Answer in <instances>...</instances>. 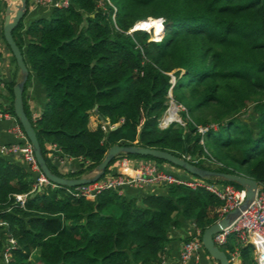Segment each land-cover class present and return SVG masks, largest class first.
Instances as JSON below:
<instances>
[{
    "label": "trees",
    "instance_id": "trees-1",
    "mask_svg": "<svg viewBox=\"0 0 264 264\" xmlns=\"http://www.w3.org/2000/svg\"><path fill=\"white\" fill-rule=\"evenodd\" d=\"M24 15L11 30L28 71L23 89L33 75L44 102L32 117L22 95L23 109L52 172L78 176L110 144L136 143L202 156L213 164L195 163L200 167L264 184V0H68L26 24ZM142 21H159L147 30L160 37L130 29ZM14 81L5 83L10 99L2 106L13 115ZM169 98L183 106V123L159 127ZM247 103L251 122L237 115ZM166 114L164 121L171 110ZM100 120L116 125L103 130ZM212 122L214 128L196 131V124ZM46 142L80 158L79 167L61 174L45 155ZM119 154L190 174L151 155ZM9 157L0 154V249L5 234L16 240L7 264H160L171 227L189 221L202 231L221 203L205 188L181 183L103 189L92 199L68 193L66 185L29 190L35 172ZM16 192H26L23 206L14 204ZM235 245L239 264H255L251 244L233 233L218 245L229 264ZM202 255L209 256L204 248Z\"/></svg>",
    "mask_w": 264,
    "mask_h": 264
},
{
    "label": "built area",
    "instance_id": "built-area-1",
    "mask_svg": "<svg viewBox=\"0 0 264 264\" xmlns=\"http://www.w3.org/2000/svg\"><path fill=\"white\" fill-rule=\"evenodd\" d=\"M34 4L48 6H65L68 0H33ZM161 22V17H158ZM136 22V21H135ZM133 23L130 29H136ZM142 29V28H140ZM159 36H153L151 39H158ZM173 75L170 73V81L173 82ZM4 86V80L0 78V88ZM170 96V93H168ZM172 99L169 98L168 102ZM173 101V100H172ZM174 102V101H173ZM176 103V102H175ZM183 108L182 105L176 103ZM167 113V110H166ZM164 113L158 120V126L164 127L169 122L175 120L174 112L171 111V116L168 119L164 118L167 114ZM0 117L10 120L8 126L9 131L16 138L13 141L0 143V154L15 157L23 161L27 167L35 172L34 180L31 188L40 189L43 186L54 187L57 183L49 180L38 166L33 154L32 146L27 140L20 124L17 122L15 115L5 109H0ZM176 121L181 122L176 119ZM116 122L108 123L100 120L99 126L101 129L112 128ZM208 127H215V124L207 125L196 124V131L201 134ZM202 142V139H199ZM45 155L51 162L60 163L64 160L63 153L54 142H46L44 145ZM184 159L192 163H199L202 156H190L189 154L181 155ZM107 170L95 180L79 183L73 186H67L66 190L72 195H82L88 199H92L95 194L103 189H113L118 193H122L127 187H152L167 183H181L191 188L201 186L213 193L221 200L217 207V218H220L230 209L238 206L244 199L245 189L243 186L235 187L228 182H218L189 174L188 176H177L172 172L160 166L154 159H144L129 157L125 154H119L107 167ZM26 197V192L13 193V202L19 206H23ZM215 219V220H216ZM185 234L189 235L186 240L181 241L175 264H199L203 254V246L201 244V230L194 225L193 222L188 223ZM233 233L238 243H250L252 248V256L255 264H264V184L256 183L255 192L251 200L239 210L238 214L225 226L212 234V240L216 245L224 244L226 237ZM5 242L0 249V264H7L11 258V249L16 246L14 237L5 234ZM238 248L235 245L230 251L232 264H237ZM163 257L161 260L162 264Z\"/></svg>",
    "mask_w": 264,
    "mask_h": 264
},
{
    "label": "water",
    "instance_id": "water-1",
    "mask_svg": "<svg viewBox=\"0 0 264 264\" xmlns=\"http://www.w3.org/2000/svg\"><path fill=\"white\" fill-rule=\"evenodd\" d=\"M26 7V0H17L15 3V8L13 9L9 3L5 6L4 15L2 20V36L8 45L10 52L14 58L15 64L19 70V79L12 84V111L15 117L18 119V122L27 138L30 142L35 156L36 162L40 167V170L43 174L51 181L57 183L58 185H67L73 186L79 183L88 182L98 178L104 171L110 159L119 154V153H136L143 155H151L156 158H161L167 160L168 162L182 167L186 172L197 175L200 177H219L229 181H235L245 189V196L240 204L226 213H224L220 218L214 220L208 225L204 226L200 240L203 248L207 251L208 255L213 258L218 264H229V259L225 255L224 251L219 248L212 240V234L218 231L221 227L227 225L239 212L240 209L245 207L249 200L252 199L255 187L256 180L252 177L245 176L239 173H230L217 171L210 168L200 167L187 159H184L182 156L175 155L165 149L139 145L136 143L130 144H121V143H112L110 144L105 152L103 157L97 162L93 169L92 174L80 175L74 177H67L63 175L56 174L52 172L40 152L39 143L36 137L35 130L26 116L23 109L22 102V89L23 83L27 76V67L23 60L22 53L19 49V46L15 42L11 30L16 25L18 20L23 16ZM158 18V17H156ZM95 105H93V108Z\"/></svg>",
    "mask_w": 264,
    "mask_h": 264
},
{
    "label": "crops",
    "instance_id": "crops-1",
    "mask_svg": "<svg viewBox=\"0 0 264 264\" xmlns=\"http://www.w3.org/2000/svg\"><path fill=\"white\" fill-rule=\"evenodd\" d=\"M7 3H9V0H0V77L4 80V86L0 88V109H2V106L8 104L10 99V94L5 86V83L12 81V79L15 81L19 79L18 67L15 72H12L10 63L12 61V54L2 36V20L4 15V9ZM26 6L27 8L23 17L24 24H26L29 19L35 18L42 14H46L50 8V6L48 5L44 6L34 4L33 0H27ZM22 95L30 112V115L32 117L38 116L41 110V106L44 102V93L42 86L36 81L33 75L27 80ZM9 124L10 120L0 117V143L13 141L16 139L8 129ZM9 158L21 164L22 166L25 165L23 161H20V159H17L15 157ZM80 162L81 159L78 157H64V160L60 163H51L61 174H64L66 172L76 170L79 167ZM92 173L93 169H90L84 173L79 174L78 176ZM146 188L147 187H145L144 190H146ZM154 188H156V186L149 187L148 189L152 191L154 190ZM188 223L189 221H185L179 227H171L169 231V236L171 237V240L165 246L166 251L163 253L162 264H175L178 249L182 241L180 237L187 232L186 228L188 227ZM236 262L237 264H239V259L236 260ZM199 264H216V261L209 256L202 255Z\"/></svg>",
    "mask_w": 264,
    "mask_h": 264
},
{
    "label": "rangeland",
    "instance_id": "rangeland-1",
    "mask_svg": "<svg viewBox=\"0 0 264 264\" xmlns=\"http://www.w3.org/2000/svg\"><path fill=\"white\" fill-rule=\"evenodd\" d=\"M143 22V21H142ZM157 22H159V21H157ZM147 32H148V35H149V37L151 36V37H153V36H159L158 34L159 33H153L152 31H149V30H146ZM160 35H161V32H160ZM11 69H12V72L14 71H16L17 70V66H16V64H15V61L14 60H12L11 62ZM251 106H252V104L251 103H247L245 106H244V108H242V110H240L238 113H237V115L240 117V118H242L243 120H245V121H247V122H251V117H250V113H252V109H251ZM171 111H173L174 112V114H173V116H174V119L176 120H179V121H181L180 123H183V120H181V114H180V110H181V107L179 106V105H177L175 102H173L172 100L171 101H169L168 102V105H167V107H166V109H165V111H164V113H166V110H167V112H169L170 110ZM163 113V114H164ZM162 114V115H163ZM161 115V116H162ZM213 123V122H212ZM214 124V123H213ZM118 155V154H117ZM202 158H204V157H202ZM199 162H201L202 164H207V165H211L212 166V162H210V161H208V160H205V159H199ZM163 168H166V170H168V171H171V172H181V169L179 168V167H176V166H171V165H169V164H165V167H163ZM159 186V185H158ZM35 253L34 252H31L30 253V256H29V258H30V261H32V262H35L36 261V259H35ZM217 264V263H216Z\"/></svg>",
    "mask_w": 264,
    "mask_h": 264
},
{
    "label": "bare ground",
    "instance_id": "bare-ground-1",
    "mask_svg": "<svg viewBox=\"0 0 264 264\" xmlns=\"http://www.w3.org/2000/svg\"><path fill=\"white\" fill-rule=\"evenodd\" d=\"M17 2V0H9V4H10V6L14 9L15 8V3ZM139 24V22L138 23H136L135 24V27L136 28H142V29H148V27L149 26H154V27H159V25H160V22H153V23H150V22H145V21H143V22H140V24ZM161 32V31H160ZM153 33L155 34V32L153 31ZM157 34V33H156ZM158 35H160V33L158 34Z\"/></svg>",
    "mask_w": 264,
    "mask_h": 264
},
{
    "label": "clouds",
    "instance_id": "clouds-1",
    "mask_svg": "<svg viewBox=\"0 0 264 264\" xmlns=\"http://www.w3.org/2000/svg\"><path fill=\"white\" fill-rule=\"evenodd\" d=\"M143 30H146V29H143ZM162 30V29H161Z\"/></svg>",
    "mask_w": 264,
    "mask_h": 264
}]
</instances>
